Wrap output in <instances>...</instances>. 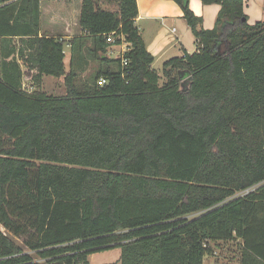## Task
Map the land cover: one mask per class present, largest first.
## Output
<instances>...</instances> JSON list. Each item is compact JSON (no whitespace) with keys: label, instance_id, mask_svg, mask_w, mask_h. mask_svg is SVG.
Here are the masks:
<instances>
[{"label":"trees","instance_id":"obj_1","mask_svg":"<svg viewBox=\"0 0 264 264\" xmlns=\"http://www.w3.org/2000/svg\"><path fill=\"white\" fill-rule=\"evenodd\" d=\"M28 1L29 29L0 24V36L29 35L0 41V264H88L113 248L119 264H203L217 241L237 242L239 264H264V19L248 23L243 0H201L220 8L199 29L188 0H173L196 49L159 73L136 0L114 12L82 0L71 64L99 65L77 82L66 41L38 35ZM17 3L0 0V21ZM121 37L124 67L106 55ZM25 75L35 88L62 77L65 94L26 92Z\"/></svg>","mask_w":264,"mask_h":264},{"label":"crops","instance_id":"obj_2","mask_svg":"<svg viewBox=\"0 0 264 264\" xmlns=\"http://www.w3.org/2000/svg\"><path fill=\"white\" fill-rule=\"evenodd\" d=\"M17 1V6L12 10L11 16L5 17L0 24L4 27L18 23L16 17L22 18L24 25L17 28L27 30L30 27L31 14L36 12L34 2L28 0ZM82 0H58L55 4L46 3L44 0H38L39 10V31L38 35H47L61 37L66 41L65 47L69 49L71 38L81 35L82 31L78 24L80 6ZM138 13L135 23L139 29L140 35L148 52L154 58L153 64L159 61L167 60L168 55H182L183 51L192 53L196 49L195 37L183 18V12L173 0H136ZM97 5L101 9L117 11L118 5L116 0H99ZM188 6L192 12L200 18L199 29H211L220 8L218 3L204 4L201 0H188ZM243 12L247 16V22L252 24L258 20L264 19V0H243ZM20 22V21H19ZM26 24V25H25ZM5 37V38H4ZM29 38L27 34H18L13 36H0V41L9 39L14 43H20ZM114 47V46H113ZM115 49L118 47H114ZM64 59L66 58V53ZM108 52L106 53V55ZM108 56V55H107ZM85 59V58H84ZM82 59L79 64L65 66L66 72L68 67L74 66L82 73L87 66L86 60ZM86 65V66H85ZM23 67V66H22ZM24 69V67H23ZM24 82L31 84L29 76H24ZM52 83L63 82L62 77H53L44 75L39 86L45 82ZM89 257V256H88ZM89 263V261H88Z\"/></svg>","mask_w":264,"mask_h":264},{"label":"rangeland","instance_id":"obj_3","mask_svg":"<svg viewBox=\"0 0 264 264\" xmlns=\"http://www.w3.org/2000/svg\"><path fill=\"white\" fill-rule=\"evenodd\" d=\"M46 3L55 4L58 0H44ZM64 53H66V58L64 59V65H70V58H71V50L64 47ZM108 57L114 58L116 57L115 54H107ZM179 53H176L175 55H168L166 59L171 58L173 56H178ZM85 62H87V66L84 68L82 73L80 70L76 69V73H78L79 78L77 79V82L80 80H86L90 81L91 78L94 77V73L99 65L98 60L94 59L91 56H85ZM70 70V67H68ZM153 69L157 72H161L162 70V61L155 62L153 64ZM24 80V78H23ZM165 81V78L162 76L159 84H162ZM34 90H40L46 94H52V95H63L65 94V86L63 85V82L57 81V82H50L47 81L44 83L43 86H36ZM1 228V227H0ZM14 241L23 246V249L27 252H31L27 246L23 243V238L21 237H13ZM212 247V253L208 254L203 259V264H239L238 259V249H237V242L234 241H217L215 243H211ZM31 255L32 252L30 253ZM119 256H120V249L119 248H113L110 250H104L100 252H96L93 254H90L88 257V264H119ZM34 257V255H33ZM36 257H34L35 259ZM36 260V259H35ZM38 264H49L43 260H36Z\"/></svg>","mask_w":264,"mask_h":264},{"label":"built area","instance_id":"obj_4","mask_svg":"<svg viewBox=\"0 0 264 264\" xmlns=\"http://www.w3.org/2000/svg\"><path fill=\"white\" fill-rule=\"evenodd\" d=\"M122 42L118 45H114V47H118V48H114L113 46H110L107 50L108 54H115V56H120L121 57V65L122 67H124L125 65H127V58L123 57L124 53L127 52L129 50V44L127 42H125L123 40V37H121ZM107 40L112 42L113 38H112V33H110L107 36ZM106 79L104 77H99L96 81L97 85L102 86L106 83ZM35 86L31 83V84H27L26 82L22 81V89L25 90L26 92H32L34 91ZM245 192H248V190H246Z\"/></svg>","mask_w":264,"mask_h":264}]
</instances>
